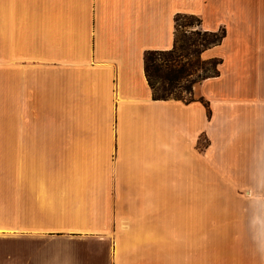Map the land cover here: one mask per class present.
Returning a JSON list of instances; mask_svg holds the SVG:
<instances>
[{
  "label": "crops",
  "instance_id": "crops-1",
  "mask_svg": "<svg viewBox=\"0 0 264 264\" xmlns=\"http://www.w3.org/2000/svg\"><path fill=\"white\" fill-rule=\"evenodd\" d=\"M176 14L237 27L188 102L153 99L143 68ZM11 120L0 264H264V0H0ZM258 215L263 241L229 239Z\"/></svg>",
  "mask_w": 264,
  "mask_h": 264
},
{
  "label": "trees",
  "instance_id": "trees-1",
  "mask_svg": "<svg viewBox=\"0 0 264 264\" xmlns=\"http://www.w3.org/2000/svg\"><path fill=\"white\" fill-rule=\"evenodd\" d=\"M174 27L171 48L144 52V74L153 99L188 102L195 98L193 90L196 84L219 75L222 58H205L202 54L222 42L226 29L224 26L205 29L202 19L195 14H176Z\"/></svg>",
  "mask_w": 264,
  "mask_h": 264
},
{
  "label": "rangeland",
  "instance_id": "rangeland-1",
  "mask_svg": "<svg viewBox=\"0 0 264 264\" xmlns=\"http://www.w3.org/2000/svg\"><path fill=\"white\" fill-rule=\"evenodd\" d=\"M227 24L224 25L225 29H226V36L227 33L230 32L231 34L234 33V30H237V27L235 25H233V23L228 22V20H226ZM202 27L205 29H210L209 23L205 22L202 19ZM231 38V37H230ZM229 38V41H230ZM229 41L227 43V45H225L224 47V51L227 54L228 49L227 46L229 44ZM198 84H196L195 86L197 87ZM194 86V87H195ZM186 98H188V95H185ZM194 97H197V94L194 91ZM25 123V122H24ZM21 127V121L19 120H11V121H0V128H19ZM252 224L250 225L249 223V217H245V222L243 223V226L241 227L240 232H233L228 234L229 239L232 240H241V241H263V216H255L252 217ZM219 235V236H218ZM227 239V234L224 233H213V232H205L204 234V239L208 240V239Z\"/></svg>",
  "mask_w": 264,
  "mask_h": 264
}]
</instances>
